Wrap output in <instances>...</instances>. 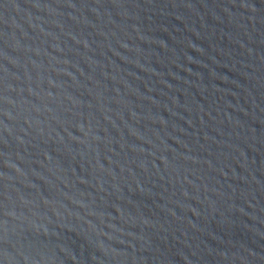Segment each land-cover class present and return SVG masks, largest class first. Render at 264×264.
<instances>
[{
	"label": "water",
	"instance_id": "obj_1",
	"mask_svg": "<svg viewBox=\"0 0 264 264\" xmlns=\"http://www.w3.org/2000/svg\"><path fill=\"white\" fill-rule=\"evenodd\" d=\"M0 264H264V0H0Z\"/></svg>",
	"mask_w": 264,
	"mask_h": 264
}]
</instances>
